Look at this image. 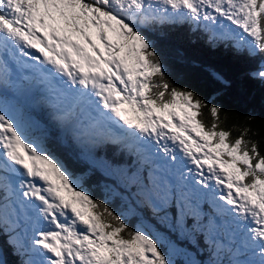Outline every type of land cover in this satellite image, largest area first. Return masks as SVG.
Segmentation results:
<instances>
[{
  "label": "snow or ice",
  "instance_id": "6c2138e0",
  "mask_svg": "<svg viewBox=\"0 0 264 264\" xmlns=\"http://www.w3.org/2000/svg\"><path fill=\"white\" fill-rule=\"evenodd\" d=\"M183 25L264 83V0H0V235L19 264H176L183 241L208 252L185 264H264V154L167 75L156 36ZM59 136L119 208L49 150Z\"/></svg>",
  "mask_w": 264,
  "mask_h": 264
},
{
  "label": "trees",
  "instance_id": "16d2710c",
  "mask_svg": "<svg viewBox=\"0 0 264 264\" xmlns=\"http://www.w3.org/2000/svg\"><path fill=\"white\" fill-rule=\"evenodd\" d=\"M192 32L189 26L183 25L166 35L156 36L167 75L177 86L191 89L201 98L219 106L222 109L219 113L221 127L231 130V138L240 134L234 125L249 127L251 131L246 139L258 140L260 151L264 154V83L249 75L255 61L246 55L235 54L224 45L211 47L199 33L200 30ZM212 72L219 74L223 82L217 80ZM203 113L201 118L210 124L212 118L208 109H203ZM48 148L78 178L84 189L96 199L107 198L110 206L117 207L119 201L113 199L103 186L107 183L105 178L89 171L81 160L79 149L67 136L51 138ZM145 215L150 216L149 213ZM127 222L135 224L133 219ZM145 222L154 223L159 228L155 220ZM188 248L197 259V251L208 254L202 244L199 250L192 245ZM0 258L5 264H19L20 260L7 237L2 235Z\"/></svg>",
  "mask_w": 264,
  "mask_h": 264
},
{
  "label": "rangeland",
  "instance_id": "374dc122",
  "mask_svg": "<svg viewBox=\"0 0 264 264\" xmlns=\"http://www.w3.org/2000/svg\"><path fill=\"white\" fill-rule=\"evenodd\" d=\"M186 26H188V25H186ZM190 27V26H189ZM202 33V32H201ZM203 34V33H202ZM106 184V183H105ZM105 184H103V186H104V188H105ZM106 189V188H105ZM119 204L117 205V208H119V206H120V201L118 202ZM133 222H135V224H139L140 222H139V220H137V219H135V218H133ZM146 224H148L149 226H151V227H156V225L154 224V223H147V222H145ZM157 228V227H156ZM173 239H176L175 237H172ZM180 246L182 247V248H185L188 252H190V250H189V248H188V246H190V244H188L186 241H183V242H181L180 243ZM191 253V252H190ZM196 256L198 257V259L197 258H195L194 256H193V254L191 253V256H189V255H185L183 252H181V253H174L173 255H172V259L176 262V264H185V262L187 261V260H189V259H196V260H198V261H204V262H206L207 261V259H208V254H202L201 252H199V251H197L196 252Z\"/></svg>",
  "mask_w": 264,
  "mask_h": 264
}]
</instances>
